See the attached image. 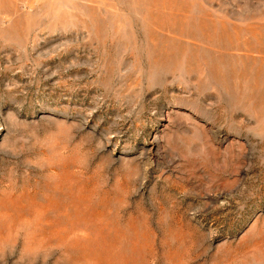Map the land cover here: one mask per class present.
Masks as SVG:
<instances>
[{
  "label": "rangeland",
  "instance_id": "rangeland-1",
  "mask_svg": "<svg viewBox=\"0 0 264 264\" xmlns=\"http://www.w3.org/2000/svg\"><path fill=\"white\" fill-rule=\"evenodd\" d=\"M0 264H264V0H0Z\"/></svg>",
  "mask_w": 264,
  "mask_h": 264
}]
</instances>
